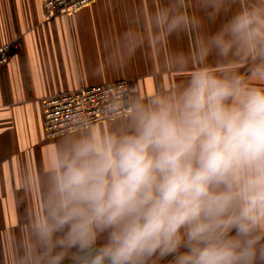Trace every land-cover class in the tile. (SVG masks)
<instances>
[{
    "label": "clouds",
    "instance_id": "obj_1",
    "mask_svg": "<svg viewBox=\"0 0 264 264\" xmlns=\"http://www.w3.org/2000/svg\"><path fill=\"white\" fill-rule=\"evenodd\" d=\"M198 2L220 20L197 41L201 66L117 93L107 129L76 122L47 156L12 264H264V0ZM149 23L159 42L202 21L176 3Z\"/></svg>",
    "mask_w": 264,
    "mask_h": 264
},
{
    "label": "crops",
    "instance_id": "obj_2",
    "mask_svg": "<svg viewBox=\"0 0 264 264\" xmlns=\"http://www.w3.org/2000/svg\"><path fill=\"white\" fill-rule=\"evenodd\" d=\"M176 3L188 17L201 20V27L154 42L150 16ZM219 23L207 21L198 0H96L49 19L42 0H0V46L18 44L0 64V264H12L15 229L37 209L47 156L68 133L47 136L43 100L120 79H130L135 94L142 95L175 86L201 66L197 41ZM130 32L141 36L138 46L124 40ZM179 58L187 62L184 70L173 64ZM215 63L209 56L208 64ZM118 122L96 125L107 129Z\"/></svg>",
    "mask_w": 264,
    "mask_h": 264
},
{
    "label": "built area",
    "instance_id": "obj_3",
    "mask_svg": "<svg viewBox=\"0 0 264 264\" xmlns=\"http://www.w3.org/2000/svg\"><path fill=\"white\" fill-rule=\"evenodd\" d=\"M96 0H42L47 19L58 15L72 14ZM17 41L0 46V64L7 62L10 50L17 46ZM117 93L125 97L135 95L130 79H120L107 83L80 86L76 89L46 97L43 100L44 126L47 136L53 137L69 132L76 122L87 119L95 124L115 120L108 112Z\"/></svg>",
    "mask_w": 264,
    "mask_h": 264
}]
</instances>
